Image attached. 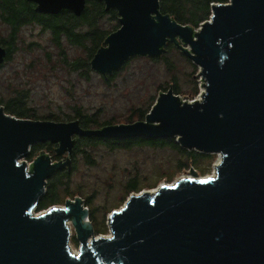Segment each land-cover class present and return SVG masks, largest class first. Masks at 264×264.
<instances>
[{
    "label": "water",
    "instance_id": "95a60500",
    "mask_svg": "<svg viewBox=\"0 0 264 264\" xmlns=\"http://www.w3.org/2000/svg\"><path fill=\"white\" fill-rule=\"evenodd\" d=\"M28 1L53 15L81 16L87 5ZM103 1L120 26L93 56L94 71L112 75L134 56L161 57L171 42L200 65L201 97L185 101L171 87L144 120L96 129L76 119L20 118L0 106V264H264V0L213 3L199 30L163 13L161 0ZM7 54L0 45V66ZM76 136L174 137L220 161L214 176L192 171L154 193L131 194L112 211L111 234L96 235L79 196L36 212L48 179L71 171ZM39 142L58 144L56 154L66 158L54 161L42 150L27 164Z\"/></svg>",
    "mask_w": 264,
    "mask_h": 264
},
{
    "label": "rangeland",
    "instance_id": "374dc122",
    "mask_svg": "<svg viewBox=\"0 0 264 264\" xmlns=\"http://www.w3.org/2000/svg\"><path fill=\"white\" fill-rule=\"evenodd\" d=\"M211 14L212 7L209 15L198 25H189L199 30L201 23L209 20ZM112 19L110 15L97 16L94 27L99 31L109 30L114 24ZM92 28L83 23L78 26L79 31L91 32ZM10 30V25L4 23L0 16V41L8 40ZM50 33L49 29L33 21L19 28L10 59L0 66V100L4 104L17 93H22L26 95L28 107L38 117L52 113L66 117L62 121H71L78 118L79 111L86 115L95 112L100 122L112 120L116 124H125L144 120L143 114L157 102L160 91L165 92L171 87L182 96V100L186 101L188 97L187 101H192L201 97L200 65L174 45H168L161 57L130 58L112 75L114 78L106 82L92 68H74L72 65L76 60L90 63L88 51L66 38L57 45ZM90 41L86 43L90 44ZM49 143H37L34 156L25 158L27 164L30 165L42 150L48 152L54 161L66 158L56 154L58 144L42 145ZM203 154L207 156L192 163L185 153L169 146L133 144L127 148L103 141L89 147L86 152L79 151L73 155L74 165L68 172L69 177L63 178V182H68L70 193L64 192L65 186H59L60 201L48 206H63L66 200L79 196L89 209V221L93 223L95 234L110 235L112 211L123 207L131 194L172 184L184 175L194 177L192 171L199 177L215 175L219 153ZM186 162L189 164L183 166ZM133 176L138 177L139 186L134 190L127 189V182ZM48 185L47 182L46 193ZM39 210L37 208L36 212ZM71 231V245L78 250L80 242L73 226Z\"/></svg>",
    "mask_w": 264,
    "mask_h": 264
},
{
    "label": "trees",
    "instance_id": "16d2710c",
    "mask_svg": "<svg viewBox=\"0 0 264 264\" xmlns=\"http://www.w3.org/2000/svg\"><path fill=\"white\" fill-rule=\"evenodd\" d=\"M224 3L227 0H161V11L163 13H169L174 17L179 23L198 25L203 21L210 13L211 7L210 3ZM36 4L29 2L28 0H0V16L4 23L10 25L11 33L8 37V40H1L0 45L6 47L7 57L6 60H9L11 54L15 48L14 42L16 39L17 32L19 28L28 22L39 23L44 28H47L51 31L53 41L59 45L61 44V39L66 38L73 44H78L82 46L86 51H88V59L90 58V63L85 61L76 60L72 62L74 68L77 67H91V60L97 50L104 46V41L106 37L113 31L119 28V22L117 20L118 12L114 9L106 10V5L103 0H87V5L81 16H76L70 10H62L59 14H47L40 13L35 10ZM110 15L113 17L114 24L109 30H101L94 27L97 16ZM119 19V18H118ZM88 24L92 26V31H79L78 26L81 24ZM87 40H91L90 44H87ZM173 46L174 44L168 42L167 46ZM166 46V49H167ZM168 46V47H169ZM175 46V45H174ZM176 47V46H175ZM182 52V51H181ZM183 53V52H182ZM184 54V53H183ZM162 59V58H154ZM128 63V60L126 61ZM84 69V68H83ZM119 70V69H118ZM116 70V71H118ZM115 71V72H116ZM115 72L113 74H115ZM112 74V75H113ZM102 75V74H99ZM102 75V79L106 82L112 80L114 76ZM178 89V88H177ZM174 90V89H173ZM167 91V90H165ZM176 94V90H174ZM161 93V92H160ZM0 105H4L5 111L9 114L15 115L20 118L28 119H40V120H53V121H62L66 117L63 115H54L49 114L45 116L38 117L32 109H30L26 102V95L22 93H17L13 96L11 100L7 101L5 104L0 100ZM99 111V110H98ZM149 112V110H148ZM143 114V118L146 117L147 113ZM78 118L76 120L80 121V124L85 129H96L101 128L105 125L116 124L112 120H106V122H100L97 118L98 113H92L91 115L82 114L78 112ZM77 143L74 147L73 155L79 151L86 152L89 147L97 145L101 142L107 144H122L123 146L131 147L134 145L142 146H169L176 150H179L182 153H185L188 159L192 160V163L199 157L207 156L196 150H188L182 148L180 144L176 141V138H159L152 139L145 136L137 137L135 139H109L104 137L97 136H76ZM52 144V143H51ZM42 145H50L42 144ZM81 145V147H79ZM30 156H34L36 150L38 149V144L32 147ZM189 163L186 162L185 165ZM74 165V163H73ZM192 165V164H191ZM69 177L67 169L56 171L48 181V190L47 193L43 195L38 204V209L48 208V204L56 203L60 201V194L58 192L59 186H65L66 193L68 191V182H63V178L66 179ZM138 177H130L127 182V189H136L139 186ZM48 206V207H47Z\"/></svg>",
    "mask_w": 264,
    "mask_h": 264
},
{
    "label": "bare ground",
    "instance_id": "6f19581e",
    "mask_svg": "<svg viewBox=\"0 0 264 264\" xmlns=\"http://www.w3.org/2000/svg\"><path fill=\"white\" fill-rule=\"evenodd\" d=\"M219 161H220V160H219ZM210 176H211V175H210ZM212 176H214V175H212ZM183 177H187V176L184 175ZM188 177H191V176H188ZM205 177H207V176H205ZM173 183H174V182H173ZM173 183H172V184H173ZM155 191H157V189H154V190L151 189V190H150L151 193H154ZM89 218H90V216H89ZM71 247H72V245H71ZM72 248H73V247H72ZM75 251H78V250H75Z\"/></svg>",
    "mask_w": 264,
    "mask_h": 264
},
{
    "label": "flooded vegetation",
    "instance_id": "af4514ba",
    "mask_svg": "<svg viewBox=\"0 0 264 264\" xmlns=\"http://www.w3.org/2000/svg\"><path fill=\"white\" fill-rule=\"evenodd\" d=\"M160 5H161V2H160Z\"/></svg>",
    "mask_w": 264,
    "mask_h": 264
}]
</instances>
